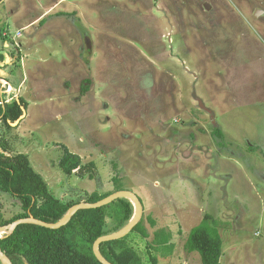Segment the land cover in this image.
<instances>
[{"label": "rangeland", "instance_id": "374dc122", "mask_svg": "<svg viewBox=\"0 0 264 264\" xmlns=\"http://www.w3.org/2000/svg\"><path fill=\"white\" fill-rule=\"evenodd\" d=\"M3 28L17 84L3 97L27 106L0 143L52 195L84 202L117 178L143 206L150 236L128 233L143 264H202L184 244L204 213L221 264H264V0H2ZM61 146L92 170L62 173ZM160 228L171 251L148 250Z\"/></svg>", "mask_w": 264, "mask_h": 264}, {"label": "trees", "instance_id": "16d2710c", "mask_svg": "<svg viewBox=\"0 0 264 264\" xmlns=\"http://www.w3.org/2000/svg\"><path fill=\"white\" fill-rule=\"evenodd\" d=\"M2 39L7 41L5 37ZM15 50L7 53L15 57ZM3 59L4 55L0 54V62ZM3 68L0 66V69ZM0 79L5 78L0 76ZM22 106L24 108L27 106L22 97L7 101L0 94V126L9 127L10 123L18 119L22 114ZM212 132L217 138L222 137L220 128L214 127ZM61 149L58 167L62 173L70 175L73 171H78V175L83 176L84 170H92L94 164L82 165L78 155L70 152L66 146H61ZM113 180L116 182L114 191L120 190L118 179L113 178ZM0 194L6 198L17 199L19 206L18 212L7 218L1 214L3 209L7 212L1 202L0 225L29 215L45 222H56L69 207L79 201H61L56 198L48 190L43 177L32 168L27 154L21 152L12 154L1 143ZM108 194L100 195L93 192L85 202H95ZM10 211L7 213L10 214ZM132 214V203L126 198H117L100 207L77 210L69 222L58 228L21 223L11 233L1 235L0 248L12 264H102L93 253L94 240L121 228ZM148 219L153 226L154 219ZM108 221H110L109 227H107ZM217 223L218 220L211 214L204 213L199 223L190 229L185 240V250L198 252L202 264H221L222 242ZM131 231H136L146 239L150 236L143 225L142 217ZM152 236V239L147 241L149 251L157 250L161 246L166 250H172L170 231L163 228L156 229ZM99 251L112 264H143L141 255L128 241V233L121 238L101 242ZM150 260L153 264H157V259L153 255Z\"/></svg>", "mask_w": 264, "mask_h": 264}, {"label": "water", "instance_id": "95a60500", "mask_svg": "<svg viewBox=\"0 0 264 264\" xmlns=\"http://www.w3.org/2000/svg\"><path fill=\"white\" fill-rule=\"evenodd\" d=\"M258 12H260V10H256L255 14H258ZM198 102H199V106L205 109L212 117L213 113L211 112V110L207 109L201 100H199ZM21 109H22V114L19 116L18 119L14 121V123L19 122V120L25 115V108L22 106ZM117 198H126L132 203L133 214L131 218L127 221L125 225H123L118 230L107 233V234H103L97 237L92 244V250H93L95 257L102 264H112L100 253L99 244L106 240H113V239L123 237L124 235H126L132 230V228L136 225V223L142 217L143 206H142L141 200L139 199L136 193L130 190H124V189L116 190L95 202H85V201L77 202L73 204L71 207H69V209L65 212V214L56 222H45L43 220L34 218L32 215L15 219L14 221L10 223L0 225V237H1V233L9 234L15 229L17 225L21 223H33V224H37V225L44 226L47 228H58L62 225H65L67 222H69V220L71 219V217L77 210L83 209V208L100 207V206L110 203L111 201ZM0 261L2 262V264H12L9 258L2 252L1 248H0Z\"/></svg>", "mask_w": 264, "mask_h": 264}, {"label": "crops", "instance_id": "0c3cea01", "mask_svg": "<svg viewBox=\"0 0 264 264\" xmlns=\"http://www.w3.org/2000/svg\"><path fill=\"white\" fill-rule=\"evenodd\" d=\"M8 19L12 20L14 22V24H16L17 26H21V25H18V23H16L17 19L15 20L12 17H10ZM33 21H30L32 23H29L28 22L27 24L33 25L34 24ZM25 26H27V25H25ZM25 26L19 27V29L20 28H23ZM5 32H9V31L6 30L5 28H3V29L0 30V54H3L4 55L3 61L0 62V66H3L4 67L3 69H0V76H2L3 78H5V79H0V94L2 95V97L4 96L3 93L5 92V87H7L8 90L9 89L12 90V89H16V85H17L16 83H14L13 81L10 80V77L12 76V74L14 72H11L10 73L8 71V69L6 68L9 65H12V61H13L14 57L9 56V54H8L9 52H11V50H8L7 49V46L9 45V39H7V36H6ZM17 32L19 33V30ZM3 37H5V39H7V41H3L4 40V39H2Z\"/></svg>", "mask_w": 264, "mask_h": 264}, {"label": "built area", "instance_id": "2783aa9c", "mask_svg": "<svg viewBox=\"0 0 264 264\" xmlns=\"http://www.w3.org/2000/svg\"><path fill=\"white\" fill-rule=\"evenodd\" d=\"M4 85V84H3ZM5 90H7V87H5Z\"/></svg>", "mask_w": 264, "mask_h": 264}]
</instances>
